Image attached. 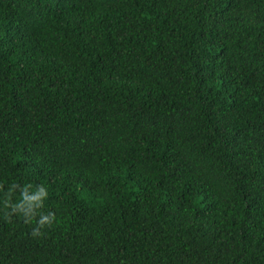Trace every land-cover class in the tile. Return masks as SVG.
<instances>
[{
	"label": "trees",
	"instance_id": "16d2710c",
	"mask_svg": "<svg viewBox=\"0 0 264 264\" xmlns=\"http://www.w3.org/2000/svg\"><path fill=\"white\" fill-rule=\"evenodd\" d=\"M0 184V264H264V0H0Z\"/></svg>",
	"mask_w": 264,
	"mask_h": 264
},
{
	"label": "clouds",
	"instance_id": "9594fccd",
	"mask_svg": "<svg viewBox=\"0 0 264 264\" xmlns=\"http://www.w3.org/2000/svg\"><path fill=\"white\" fill-rule=\"evenodd\" d=\"M15 191H11L6 196L4 201L5 207L10 211L6 213L7 216L21 215L25 219L26 223H32L35 221V227H33L31 235L34 238L44 235L43 230L53 226L56 221L55 213L48 212L45 214L40 211L44 207V202L48 198V190L44 185H39L35 188L34 194L29 195L28 189L32 188L31 184L19 185L13 183ZM3 185L0 184V189ZM20 193V199L17 202H12L11 197L16 193Z\"/></svg>",
	"mask_w": 264,
	"mask_h": 264
}]
</instances>
